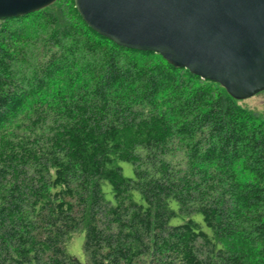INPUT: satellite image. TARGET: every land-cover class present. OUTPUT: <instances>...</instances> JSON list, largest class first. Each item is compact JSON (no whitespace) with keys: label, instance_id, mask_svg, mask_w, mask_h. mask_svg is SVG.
<instances>
[{"label":"trees","instance_id":"obj_1","mask_svg":"<svg viewBox=\"0 0 264 264\" xmlns=\"http://www.w3.org/2000/svg\"><path fill=\"white\" fill-rule=\"evenodd\" d=\"M81 230L86 264H264V116L58 0L0 21V264H85Z\"/></svg>","mask_w":264,"mask_h":264},{"label":"water","instance_id":"obj_2","mask_svg":"<svg viewBox=\"0 0 264 264\" xmlns=\"http://www.w3.org/2000/svg\"><path fill=\"white\" fill-rule=\"evenodd\" d=\"M58 0H0V21ZM84 21L117 45L160 54L220 84L236 100L264 91V0H75Z\"/></svg>","mask_w":264,"mask_h":264},{"label":"rangeland","instance_id":"obj_3","mask_svg":"<svg viewBox=\"0 0 264 264\" xmlns=\"http://www.w3.org/2000/svg\"><path fill=\"white\" fill-rule=\"evenodd\" d=\"M240 105L252 112H257L260 115L264 116V91L256 94L255 96L239 101ZM121 166L125 176L133 177L134 170L133 166L130 163L122 162ZM106 197L112 199L113 195L109 187H105ZM137 200L141 201L140 195L136 194ZM196 219L202 220V216L197 215ZM174 223L178 222L177 220L173 221ZM85 241V231L81 230L78 233L74 234L68 242V252L78 258L82 263L87 262V256L84 251L83 245Z\"/></svg>","mask_w":264,"mask_h":264}]
</instances>
